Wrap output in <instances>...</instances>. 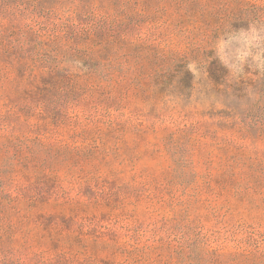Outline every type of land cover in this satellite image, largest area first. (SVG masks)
I'll list each match as a JSON object with an SVG mask.
<instances>
[{
  "label": "rangeland",
  "instance_id": "obj_1",
  "mask_svg": "<svg viewBox=\"0 0 264 264\" xmlns=\"http://www.w3.org/2000/svg\"><path fill=\"white\" fill-rule=\"evenodd\" d=\"M0 264H264V0H0Z\"/></svg>",
  "mask_w": 264,
  "mask_h": 264
},
{
  "label": "trees",
  "instance_id": "obj_2",
  "mask_svg": "<svg viewBox=\"0 0 264 264\" xmlns=\"http://www.w3.org/2000/svg\"><path fill=\"white\" fill-rule=\"evenodd\" d=\"M188 73V71H186Z\"/></svg>",
  "mask_w": 264,
  "mask_h": 264
}]
</instances>
